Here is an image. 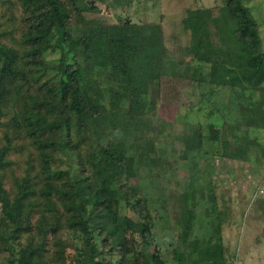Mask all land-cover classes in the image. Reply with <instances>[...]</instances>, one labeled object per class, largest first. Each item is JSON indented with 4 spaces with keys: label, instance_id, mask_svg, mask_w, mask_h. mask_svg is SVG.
<instances>
[{
    "label": "trees",
    "instance_id": "1",
    "mask_svg": "<svg viewBox=\"0 0 264 264\" xmlns=\"http://www.w3.org/2000/svg\"><path fill=\"white\" fill-rule=\"evenodd\" d=\"M94 1L107 0L91 4ZM7 2L22 10L25 25L19 48L4 44L0 34V116L3 105H23V116L20 122L15 116L14 124L27 129L41 166L37 175L27 172L18 181L14 195L3 188L0 175V247L10 254L5 264H68L66 244L57 234L54 245H47L48 233L57 232L66 216H57L61 207L69 218L73 214L83 223L84 255L74 258V264H105L98 240L112 241L110 250H116L119 264H228L204 136L192 130L185 139L187 153L203 156L205 167L191 163V180L180 201L185 238L173 250L172 262L150 249L156 225L151 186L134 185L131 179L142 169L153 177L160 162L147 118L159 103L165 76L190 79L210 92L219 87L240 94L264 90V51L249 8L232 0L217 16L202 8L187 13L183 24L191 42L185 52L211 66L208 76L188 78L167 65L163 31L157 24H108L79 9L71 24L62 0ZM215 28L220 46L214 43ZM56 50L61 53L58 61L47 62V53ZM32 79L45 83L30 91ZM240 106L244 113L238 123L248 130L264 129V102ZM208 127V144L221 143L223 157L248 163L257 145L262 157L254 160L264 166V147L247 138L234 146L214 125ZM115 132L131 135L115 139ZM8 143L0 150V170L12 149ZM64 162L69 169L57 167ZM160 175L161 171L155 176ZM201 202L210 204L202 212L209 222L198 219ZM166 203L159 199V209L164 211ZM35 212L39 218L34 226ZM198 221L205 235L201 246L193 248L188 237L197 232Z\"/></svg>",
    "mask_w": 264,
    "mask_h": 264
},
{
    "label": "rangeland",
    "instance_id": "2",
    "mask_svg": "<svg viewBox=\"0 0 264 264\" xmlns=\"http://www.w3.org/2000/svg\"><path fill=\"white\" fill-rule=\"evenodd\" d=\"M65 9L71 15L70 23L74 24L75 11L82 10L88 18L97 19L108 24L130 22L134 24H157L163 31L164 45L166 49V62L174 68L179 76L193 74L197 77L208 76L210 64L191 59L185 52L190 45V32L185 29L183 20L189 11L199 8L211 10L214 16L219 10L225 8L232 0H107L104 2L91 0H62ZM249 8L252 17L259 27L261 37V49L264 51V0H233ZM6 4V5H5ZM22 10L10 7L7 0H0V34L2 42L6 45L19 48L21 33L25 22L22 19ZM214 43L222 45L215 28ZM225 41V38H223ZM60 51L48 52L45 60L55 63L60 58ZM206 81L208 79H205ZM46 81V80H45ZM34 91L44 79H32ZM161 98L157 107L150 112L148 121V135L155 143L157 158L160 159L151 177L146 169L139 171L138 176L131 179L132 184L151 186L152 189V216L155 219V241L151 251H158L162 258L172 262L174 249L184 236L183 223L180 221V201L183 192L187 190L191 180V163L198 162L200 168L205 167V158L197 154L187 153L186 137L195 133L204 136L205 150L209 151L213 189L216 196V209L221 215L223 247L228 264H264V166L257 164L254 158L262 157V149L253 147L248 163L235 158L222 156L223 146L221 143L208 144L211 134L209 125H214L220 131L223 139L238 146L243 139L258 143L264 147V129L248 130L244 124L237 122L238 116L243 114L240 105L244 107L247 101L264 102V90L262 92H242L230 88L219 87L210 92L207 88L201 89L193 84L190 79L173 78L170 75L162 79ZM238 91V92H237ZM207 94L202 98L201 93ZM249 95V96H248ZM250 98V100H249ZM250 104V103H249ZM248 106H246L247 108ZM243 108V109H246ZM23 105H15L10 102L3 105V114L0 116V150L10 143L11 150L7 152L3 169L0 170L3 188L14 195L17 193L18 181L26 176L38 174L40 164L36 159V151L32 145V138L27 135V129L23 124L16 126L14 117L23 116ZM20 122V117L17 119ZM147 130V129H146ZM250 131V133H249ZM131 134L115 132V139H123ZM8 143V144H9ZM57 167L69 169L66 162L57 163ZM162 172V175L155 176ZM88 174V173H87ZM150 182H154L150 184ZM165 199V210L159 209L158 200ZM210 204L201 202L197 208L198 219L203 223L209 222L204 216L203 209ZM158 207V209H157ZM155 208L157 211H155ZM2 201L0 200V214ZM130 214L128 211L122 210ZM63 217L62 225L57 232H49L47 245L50 249L57 239L66 244L68 264L74 258H82L83 237L81 234L82 224L77 222L72 214L61 207L57 216ZM52 215V214H51ZM39 218L38 212L32 216L34 226ZM88 219V218H87ZM197 222L191 240L193 248L201 246L205 228L201 222ZM37 236L38 230L33 231ZM196 236V237H195ZM103 239H106L103 236ZM26 240L24 235L23 241ZM99 248L104 250L103 262L105 264H119L120 257L112 248V241L101 242ZM190 255L191 252H188ZM9 252L0 247V264L7 263ZM102 260V259H101ZM75 261L72 262L74 264Z\"/></svg>",
    "mask_w": 264,
    "mask_h": 264
}]
</instances>
